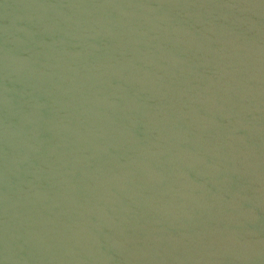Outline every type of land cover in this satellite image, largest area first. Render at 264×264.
I'll use <instances>...</instances> for the list:
<instances>
[{"label":"water","instance_id":"obj_1","mask_svg":"<svg viewBox=\"0 0 264 264\" xmlns=\"http://www.w3.org/2000/svg\"><path fill=\"white\" fill-rule=\"evenodd\" d=\"M0 264H264V0H0Z\"/></svg>","mask_w":264,"mask_h":264}]
</instances>
